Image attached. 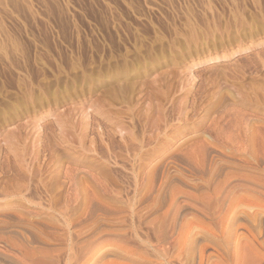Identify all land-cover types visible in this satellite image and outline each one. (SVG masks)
<instances>
[{
    "label": "rangeland",
    "instance_id": "374dc122",
    "mask_svg": "<svg viewBox=\"0 0 264 264\" xmlns=\"http://www.w3.org/2000/svg\"><path fill=\"white\" fill-rule=\"evenodd\" d=\"M263 131L264 0H0V264H264ZM225 179L219 226L195 201Z\"/></svg>",
    "mask_w": 264,
    "mask_h": 264
},
{
    "label": "bare ground",
    "instance_id": "6f19581e",
    "mask_svg": "<svg viewBox=\"0 0 264 264\" xmlns=\"http://www.w3.org/2000/svg\"><path fill=\"white\" fill-rule=\"evenodd\" d=\"M245 50V49H244ZM187 120V119H186ZM178 121H179V119H178ZM250 124V123H249ZM252 126V125H251ZM255 126V125H254ZM250 129V132H251V135H250V137H252L253 138V128L252 127H250L249 128ZM178 131V130H177ZM256 131L257 130H255V134H256ZM259 131V130H258ZM264 132V131H263ZM202 132H200V131H195V132H193V133H190L188 136H185V138L184 139H182L180 142H184L185 140H187L188 138L190 139V138H192V137H197V136H199L200 134H201ZM258 133V132H257ZM257 135V134H256ZM262 135V134H261ZM255 136V135H254ZM260 137V136H259ZM256 138V137H255ZM257 139V138H256ZM253 140V139H252ZM258 140V139H257ZM262 146H263V148H262V151H261V153H256L257 151H255V150H253V148H255V147H252V146H248L249 148H251V150H250V152H249V160H247V169H246V176H245V179H244V182H243V184H241V186H239V188L238 189H240L241 188V190L243 191V194H244V199H245V201L246 202H248L247 203V205L248 206H250L249 208H254V207H262V208H264V134L262 135ZM255 141V140H254ZM260 141V140H259ZM204 142V141H203ZM206 142V141H205ZM253 142V141H252ZM257 142V141H256ZM261 142V141H260ZM201 143V142H200ZM251 143V142H250ZM203 144V143H202ZM256 144V143H255ZM258 144V143H257ZM191 145V144H190ZM259 145V144H258ZM203 146H206L205 145V143H204V145H202V147L199 145L198 147H200L201 148V150H199L198 149V147H197V145H191L190 146V149H188L189 150V152H188V150H187V148H186V150L184 149V152H187V154H181V156L182 155H184V156H182L183 157V159H182V162H186V164L185 165H189V168H191L190 166H193L192 168H194L195 167V170L196 169H199L198 167L199 166H197V165H195V163H198V162H195L194 160L195 159H197L198 157H196V153H199V152H201V151H204L203 149H204V147ZM212 147V146H211ZM211 147H210V149H211ZM188 148H189V144H188ZM198 150H197V149ZM248 148V149H249ZM259 149V148H258ZM212 151V150H211ZM255 151V152H254ZM260 151V150H259ZM202 153V152H201ZM204 153V152H203ZM203 153H202V155H203ZM206 153V152H205ZM197 156H199V155H197ZM193 157H195V158H193ZM200 157H201V154H200ZM194 159V160H193ZM201 159V158H200ZM200 159H198V161L200 160ZM184 160V161H183ZM202 160V165H203V163H205V162H203V161H205V160H203V158L201 159ZM200 160V161H201ZM194 162V164H193V162ZM157 162H158V160H157ZM209 162H210V160H209ZM208 163V162H207ZM211 163V162H210ZM195 165V166H194ZM199 165H201V164H199ZM201 165V166H202ZM196 166H197V168H196ZM187 168H188V166H186ZM244 167V166H243ZM186 168V169H187ZM201 168H204L205 169V167H201ZM212 168H214V167H212ZM185 169V170H186ZM226 169V168H225ZM193 170V169H192ZM192 170H190L189 169V171H192ZM194 170V171H195ZM203 170V169H202ZM206 170V169H205ZM219 170V169H218ZM193 171V172H194ZM201 171V170H200ZM224 171H226V170H224ZM245 171V170H244ZM209 172V171H208ZM227 172V171H226ZM222 173V172H221ZM227 173H229V172H227ZM215 174V173H214ZM226 174V173H225ZM230 174V173H229ZM157 175V174H156ZM195 175V174H194ZM244 175V174H243ZM178 176V175H177ZM176 176V177H177ZM212 176H213V174H212ZM224 176V174L222 175V177ZM155 177H157V176H155ZM181 177V176H180ZM210 177V176H209ZM225 177V176H224ZM229 177H230V175H229ZM173 178V177H172ZM215 178V177H214ZM219 178V177H218ZM225 178H227V177H225ZM169 179V178H168ZM174 179V178H173ZM178 179V178H177ZM196 179V178H195ZM202 179V178H201ZM211 179V178H210ZM221 179V178H220ZM223 179V178H222ZM216 180V179H215ZM181 181V180H180ZM200 181V180H199ZM202 181V180H201ZM213 181V180H212ZM212 181H208L207 183H206V181H204L205 182V184H206V189H204V191H200V189H199V186H198V189H199V195H201V196H199V198L197 199L196 198V203L197 204H195V206H197V205H199L200 207H197V208H199L200 209V212H202V213H200L201 214V216H205V217H207V219H210V220H212L211 222L212 223H218V225H219V223L220 222H218V219L219 218H221V216L219 215V212H220V208L219 207H221L222 208V205L221 206H219L220 204H221V200H222V197H223V195H224V193L226 192V187H227V184L225 183V182H227V181H229V180H226L225 179V181H221V180H217L216 182H218V184H220L219 182H222V184H220V185H218L217 183L215 184V182L213 183ZM171 182V181H170ZM184 182V181H183ZM187 182L189 183L190 182V180L188 181V179H187ZM192 182V181H191ZM210 182V183H209ZM234 182V181H233ZM203 183V182H202ZM226 184V185H223V184ZM228 183V182H227ZM197 184V183H196ZM196 184H195V188L194 189H197L196 188ZM198 184H201V183H198ZM215 184V185H214ZM231 184V183H230ZM179 185H181V184H179ZM184 185V184H183ZM188 185H191V183L190 184H188ZM194 185V184H193ZM192 185V186H193ZM234 185V184H233ZM175 187V186H174ZM177 187V186H176ZM203 187V186H202ZM205 187V186H204ZM193 187H191L190 189H192ZM178 189V188H177ZM188 189V188H187ZM193 189V190H194ZM203 189V188H202ZM173 190V189H172ZM192 190V191H193ZM207 190V191H206ZM195 191V192H196ZM228 191V190H227ZM178 192V191H177ZM177 192H176V194H177ZM194 192V193H195ZM201 192V193H200ZM202 192H203V195H202ZM233 192V191H232ZM172 193V192H171ZM191 193V192H190ZM173 194V193H172ZM193 194V193H192ZM197 194V193H196ZM242 194V195H243ZM157 195H158V193H157ZM163 195V194H162ZM165 195V194H164ZM174 196L176 197V195L174 194ZM173 196V197H174ZM186 196V195H185ZM189 196V195H188ZM149 197V196H148ZM152 197V196H151ZM172 196H171V198H173ZM175 197L173 198L174 200H175ZM182 197H184V195L182 196ZM181 197V198H182ZM187 197V196H186ZM204 197H206V199L207 200H203L204 199ZM170 198V197H169ZM191 198H193L192 196H191ZM158 199V198H157ZM162 199V198H161ZM187 199V198H186ZM195 199V198H194ZM227 199V198H226ZM225 199V200H226ZM154 200V199H153ZM176 200H177V198H176ZM175 200V201H176ZM189 200V199H188ZM173 201V200H172ZM174 201V202H175ZM194 201V200H193ZM227 202H228V200H227ZM240 202V201H239ZM158 203H160V202H158ZM164 203V202H163ZM176 203V202H175ZM155 204V203H154ZM166 204V203H165ZM151 205H153V204H151ZM167 205V204H166ZM169 205V204H168ZM172 205H174V203L172 204ZM156 206V205H155ZM158 206V205H157ZM151 207V206H150ZM171 207V206H170ZM15 208V207H14ZM158 208V207H157ZM168 208H169V206H168ZM171 208H174V207H171ZM196 208V209H197ZM159 209V208H158ZM195 209V208H194ZM195 209V210H196ZM223 209V208H222ZM8 210V209H7ZM156 210V209H155ZM176 210V209H175ZM193 210V209H192ZM250 210V209H249ZM253 210V209H252ZM261 210V209H260ZM2 211V210H1ZM147 211V210H146ZM174 211V210H173ZM196 211H198V209L196 210ZM222 211V210H221ZM170 212H172V210L170 211H168V210H164V212H162L161 210L158 212V210L157 211H155L154 213H157V215H155V217L153 216L152 218H153V223H152V226L154 227V229L153 230H155V231H157V235H158V237H157V240H159L160 242H162L161 244L163 245V248H165V250H166V252L167 251H170L171 249H173V248H175V246L177 245L178 246V241H180L181 239H180V237H177L178 236V234L180 233L179 231L180 230H177L179 233L176 235L175 234V232H177L174 228V224H173V219H172V214H170ZM249 212V211H248ZM250 213V212H249ZM253 213V212H252ZM264 213V212H263ZM144 214V213H143ZM142 214V215H143ZM147 214H148V212H147ZM199 214V213H198ZM220 214H221V212H220ZM3 216H5L4 214H2ZM8 215V214H7ZM225 215V214H224ZM257 215H259V214H257ZM261 215V214H260ZM138 216H139V214H138ZM143 216H145V215H143ZM150 216H151V214H150ZM220 216V217H219ZM249 216H250V214H249ZM255 216V215H254ZM264 216V215H263ZM8 217V216H7ZM15 217V216H14ZM223 217V216H222ZM262 217V216H261ZM19 218V217H18ZM144 218V217H143ZM152 220V219H151ZM249 220V219H248ZM252 220V219H251ZM221 221V220H220ZM259 221V220H258ZM1 222V221H0ZM152 222V221H151ZM209 222V221H208ZM8 223V222H7ZM6 223V224H7ZM210 223V222H209ZM211 223V224H212ZM248 223H250V224H252L251 222H248ZM181 224H183V223H181ZM207 224V223H206ZM210 224V225H211ZM257 224V223H256ZM1 225H2V223H1ZM0 225V226H1ZM12 225V224H11ZM208 225V224H207ZM215 225H217V224H214V226ZM217 225V226H218ZM262 225V224H261ZM181 226V225H180ZM179 226V227H180ZM216 226V227H217ZM220 226V225H219ZM253 226V225H252ZM255 226V225H254ZM258 226V225H257ZM178 227V228H179ZM248 227H249V225H248ZM264 227V226H263ZM182 228V227H181ZM212 228V227H211ZM213 229V228H212ZM218 229V228H217ZM220 229V228H219ZM261 230H262V228H261ZM11 231V230H10ZM22 231V230H21ZM155 231H154V233H155ZM263 231V230H262ZM6 232H9V231H7L6 230ZM15 232V231H14ZM10 233V232H9ZM22 233V232H21ZM20 234V233H19ZM263 234V233H262ZM3 235V234H2ZM5 235V234H4ZM7 235V234H6ZM9 235V234H8ZM13 235V234H12ZM11 235V236H12ZM15 235H16V233H15ZM23 235H24V233H23ZM259 235H260V233H259ZM11 236H8V237H6L5 236V238H3V236H1L0 238H1V244H0V251L3 253V251H4V249L6 248L7 250H16V251H21V245H19L18 246V244L16 243V241L15 240H13V239H15L14 237H11ZM25 236V235H24ZM262 236V235H261ZM26 237V236H25ZM36 237V236H35ZM2 238L4 239V240H2ZM257 238V237H256ZM21 239V238H20ZM35 240V239H34ZM156 241V240H155ZM159 241H157V242H159ZM22 242V241H21ZM25 242V241H24ZM36 242H37V240H36ZM23 243V242H22ZM192 243V242H191ZM257 243V242H256ZM259 243H260V240H259ZM263 243V242H262ZM31 244V243H30ZM247 244V243H246ZM258 244V243H257ZM29 245V244H28ZM161 245V246H162ZM248 245V244H247ZM37 246V245H36ZM160 246V245H159ZM249 246V245H248ZM17 247H18V249H17ZM35 247V246H34ZM33 247V248H34ZM245 247V246H244ZM159 248V247H158ZM36 249V248H35ZM250 249V248H249ZM28 250V249H27ZM26 250V251H27ZM38 251V250H37ZM22 252V251H21ZM41 252V251H40ZM164 252V251H163ZM1 254V253H0ZM28 254H30V253H28ZM27 253H26V255L27 256H25V258H26V260L28 259V258H30V255H35V254H30V255H28ZM250 254V253H249ZM37 255H38V253H37ZM36 255V256H37ZM4 256V255H3ZM2 256V254H1V257H3ZM7 256V255H6ZM22 256V255H21ZM248 256H250V255H248ZM5 257V256H4ZM18 257V256H17ZM39 257V256H38ZM42 257V256H41ZM247 257V256H246ZM263 257V256H262ZM7 258H8V256H7ZM25 258H24V260H25ZM248 258V257H247ZM253 258H255V257H253ZM257 258V257H256ZM11 259V258H10ZM14 258H12V260H13ZM34 259V258H33ZM249 259V258H248ZM31 260V262H32V259H30ZM252 260V259H251ZM17 261V260H16ZM29 261V260H28ZM250 261V260H249ZM257 261H259L258 259H257ZM20 262V261H19ZM27 262V261H26ZM29 263V262H28ZM39 263V262H38ZM251 263V262H250ZM253 263V262H252ZM251 263V264H252ZM30 264V263H29ZM32 264V263H31ZM258 264H260V262L258 263Z\"/></svg>",
    "mask_w": 264,
    "mask_h": 264
}]
</instances>
